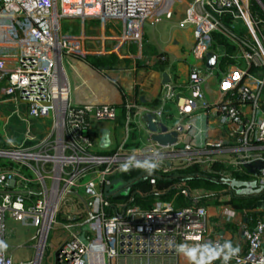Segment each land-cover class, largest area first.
Returning a JSON list of instances; mask_svg holds the SVG:
<instances>
[{
	"label": "built area",
	"instance_id": "2783aa9c",
	"mask_svg": "<svg viewBox=\"0 0 264 264\" xmlns=\"http://www.w3.org/2000/svg\"><path fill=\"white\" fill-rule=\"evenodd\" d=\"M161 2L0 0V102H22L28 116L51 117L56 128L54 137L34 141L26 136L28 138L18 145L0 148V159H3L0 160V264H41L46 233L54 222L59 201L85 178L88 179L82 184L81 198L85 207L83 222L77 223V229L69 230L53 248L49 264H125L121 261L125 252L118 250L120 234L131 236V252L135 248H145L144 253L153 254L159 248L157 253H160L169 250V243L173 242V253L195 254L193 264H264V206L259 217L248 219L253 221L250 226L238 220L235 209L227 210L225 214L224 210L220 211L221 216L218 214L215 221L208 223L205 208L195 202L172 208L168 203L155 201L147 209L126 205L120 212L108 211L110 203L99 185L107 182V177L115 173L116 168L126 169L139 159L135 156L126 158L121 147L106 155L91 152L92 140L84 132L88 117L113 121L116 109L110 104L70 103L62 60L74 58L83 62L87 57L107 55L131 57V48L136 52L141 49L143 23L158 20L155 10ZM251 2L264 17V4L260 0H190L186 4L180 25L192 28L190 54L196 63L189 65L187 80L179 90L164 83L160 97L162 104L173 102L178 115L211 109L223 126L229 143L222 147L219 140H206L204 146L216 152L236 153L235 161L239 165L264 160V98L261 96L264 18L252 13ZM224 18L228 20L226 23ZM237 19L248 36L247 42L240 40L246 47L241 53L242 65L235 60L222 68L214 63L207 69L204 55L213 50V34H223L230 42H236L231 30ZM62 20L67 26L65 31L61 29ZM104 29L110 30L112 35ZM141 59L152 64L163 61L164 57L150 54ZM252 67L260 69L262 74L258 76L250 71ZM215 72L219 74V99L208 105L202 83ZM243 105L248 106V113L241 109ZM151 114L159 118L160 110ZM187 128L184 122V129ZM182 129L176 125L173 130L180 132ZM191 154L194 152L184 144L181 149L157 155ZM207 160L201 162L202 169ZM159 170L165 173L167 168L162 166ZM91 176L97 177L98 182L92 181ZM249 180L264 193V167ZM148 182L154 183L152 174ZM75 217L69 215L66 218L75 221ZM7 219L22 224L30 219L32 226L38 225L32 259L14 261L5 253ZM225 223L238 226L243 240L238 251L225 246L221 232L211 230L215 226L223 230ZM59 225L61 227V223ZM134 236H144V239L134 240ZM156 236L160 239L156 240ZM164 236L167 240L162 239ZM122 241V248L126 249L127 240L123 238ZM157 242L159 246L155 245ZM150 248L153 252H149Z\"/></svg>",
	"mask_w": 264,
	"mask_h": 264
},
{
	"label": "crops",
	"instance_id": "0c3cea01",
	"mask_svg": "<svg viewBox=\"0 0 264 264\" xmlns=\"http://www.w3.org/2000/svg\"><path fill=\"white\" fill-rule=\"evenodd\" d=\"M189 1L162 0L155 10L156 15L159 16L158 20L156 22L147 20L142 25L143 42L139 52L131 48L133 55L128 58H116L117 64L114 67L108 68L104 66L101 69H94L86 60L83 62L74 58H65L62 60L61 69L67 86V97L70 103L74 105L110 104L116 109V116L113 121H98L92 116L88 117L84 132L92 140L91 152L106 155L111 154L117 147H121L127 155L126 158L135 156L139 159L138 163L128 166L126 169L122 167L116 168L117 171L107 177V182L115 177H120L125 180L124 176L128 174L129 168L137 170L138 177L135 180H140L143 175L145 178H149L153 171H160L159 167L162 166L170 170L194 163L198 164L201 168L200 164L206 158L209 161L207 160V165L204 169L201 168L202 170L216 172L229 179L230 171L246 174L249 179L254 176L249 174L242 164H236V153L231 151L216 152V150H209L204 146L206 140H219L222 143V147L229 143L223 126L219 124L214 114H212L211 109L196 110L188 114L178 115L173 102L166 104L160 102L162 85L164 83L172 84L176 90H179V86L183 85L187 80L189 65H192V62H189L190 48L193 43L192 28L189 25H180L183 10ZM165 13H169V15L165 16ZM227 21V19L224 20L225 23ZM109 31L108 29H104V32L110 36L112 33H109ZM231 33L239 34L234 28L231 30ZM220 35L224 38L227 47L229 46L231 50L226 51L225 47L216 43L215 37L213 36L214 44L212 53L215 57L214 63L222 68L226 63L237 60L242 65L241 53L246 47L240 43V40L247 42L248 36L246 35L245 29L242 37H237L233 34L236 37V42H230L225 35ZM150 54L162 55L164 59L163 61H156L152 64L145 63L141 58ZM125 63L127 64L126 66L124 65ZM194 63L196 62L194 61ZM250 71L258 76L262 74L261 70L257 68L252 67ZM162 73L166 74L167 80L165 82H161ZM218 78L219 74L215 72L213 76L207 77L202 83V91L208 105H213L219 99L217 88ZM68 83L72 86L71 92H69ZM81 89L83 92L80 91ZM261 96L264 98V86L261 90ZM126 105H129L128 109L125 108ZM241 109L245 113L249 111L247 105L241 106ZM155 110H160L159 118L155 119L163 123L168 130H173L176 125H180L183 128L180 132H176V140L173 145L163 147L149 140V133L145 128L144 114L146 112L153 113ZM184 122L187 123V129H184ZM102 128L108 130V145L106 147H100L98 145L100 137L99 130ZM55 133L56 128L53 126L51 117L32 118L27 115L24 103L0 102V140L4 143V147L10 144L18 145L28 137H32L34 141H38L47 136L54 137ZM16 137L17 144H14L13 138ZM184 144L188 145L194 154L188 156L176 155L172 157L157 155L168 152L171 149H181ZM262 151L264 152V150ZM87 179L81 180L79 185L72 188L71 192H69V194H74L80 204L78 207L74 206L70 208L66 214H59L58 217L63 219V221H67V223L62 222L60 227L61 233L53 236L50 251L64 238L69 230L75 231L77 229L76 224L83 222L85 207L81 199L83 193L79 192V188L82 190L81 183L87 181ZM91 180L98 182L95 176H91ZM107 182L99 185L101 190ZM127 193L105 196L110 203L108 211L120 212L127 205V201L123 200V195ZM180 194L182 195L181 199L175 193L164 202L168 203L172 208H179L195 202L205 208L208 223L215 221L217 215H220V211L224 210L225 214L227 210L235 209V215H237L238 220L250 226L253 224V221L248 219L259 217L261 215L260 209L264 206V193L257 197L252 205L247 208H242L244 209L243 211L226 203L228 197L224 192H221L217 197L207 198L202 203H199L197 198L210 194L204 189H192L188 192L181 190ZM184 196H188L189 204L185 203ZM155 201L157 199L151 202V204ZM74 210H79L81 213L80 216L83 217L77 216L75 221L67 219V216L75 215L72 212ZM211 230L221 232L226 247L238 249L243 243L238 233V226L233 223H225L223 230L217 229V226L211 228ZM262 248L264 249V238ZM124 255L125 257L121 256V261L125 264H193L192 260L195 256L192 252H160L153 254L131 252L124 253ZM48 262L50 263V257Z\"/></svg>",
	"mask_w": 264,
	"mask_h": 264
},
{
	"label": "trees",
	"instance_id": "16d2710c",
	"mask_svg": "<svg viewBox=\"0 0 264 264\" xmlns=\"http://www.w3.org/2000/svg\"><path fill=\"white\" fill-rule=\"evenodd\" d=\"M264 4V0H260ZM251 11L253 14L260 18H264L259 8L254 2H251ZM237 37H242L241 33H233ZM215 41L225 47L226 51H230L224 38L220 34H213ZM86 62L94 69H101L104 66L108 68L114 67L117 64V60L112 55L90 57L86 59ZM127 65L126 63L124 64ZM4 143L0 140V148L4 147ZM212 166V164H211ZM138 172L134 168L128 169V174L124 176L125 180L132 181L131 187L126 195H123V200L127 201V205H136L141 209H147L150 207L151 202L155 199L157 201H167L173 194L176 193L178 198H182L180 194L181 190L187 192L192 189H204L210 194L207 196L202 195L198 197L199 203H202L207 198L217 197L221 192L227 195V202L234 208H247L253 204L257 197H259L263 189L258 191H249L247 193L235 192L234 186L224 182V179H229L216 172H209L208 170H202L198 164H189L184 167L172 168L165 173L160 171H153L154 183L151 185L148 183V177L145 179L135 180ZM230 179L246 181L249 177L245 174H240L236 171H230ZM186 204H189L188 196H184Z\"/></svg>",
	"mask_w": 264,
	"mask_h": 264
},
{
	"label": "water",
	"instance_id": "95a60500",
	"mask_svg": "<svg viewBox=\"0 0 264 264\" xmlns=\"http://www.w3.org/2000/svg\"><path fill=\"white\" fill-rule=\"evenodd\" d=\"M215 61V57L214 54L212 52H207L204 55V65L207 69H210ZM167 80L166 74L162 73L161 74V82H165ZM144 122H145V128L149 133V140L153 141L156 145L159 146H169V145H173L175 140H176V132L174 130H168L167 127L161 123L158 122L155 117L150 113V112H146L144 114ZM100 133V137L98 140V145L100 147H106L108 145V140H107V135H108V130L106 128H102L99 130ZM242 166L247 170V172L251 175H256L258 173V171L260 169H262L264 167V160L261 159H257V160H253L250 162H241ZM145 176L143 175L141 177V179H144ZM138 180V179H137ZM136 180V181H137ZM224 182L229 184V186H234L235 187V192L237 193H247L249 191H252V189L254 191H258L259 189L255 187V183L252 180H246V181H241V180H234V179H224ZM131 187V181L128 180H123L120 177H115L111 180H109L107 183H105L102 187V191H103V195L104 196H108V195H114V194H124L127 193L129 188ZM125 238L127 240V242L125 243V245L127 246L126 249H123V241L122 239ZM138 238H140L141 240L144 239V236L138 237V236H134L133 239L137 240ZM119 252L120 253H130L131 249L129 248L130 245V239L131 236L129 234L127 235H119ZM149 239H153L152 237H149ZM156 240H159L160 238L158 236L155 237ZM163 240H167V237L164 236L162 237ZM170 240L173 239V237H169ZM134 245H137V242L134 243ZM143 245V243L141 244ZM152 245V243H150V246ZM156 246H159V242H157L155 244ZM164 246H166V243L163 244ZM169 250L168 249H164L162 250L163 252H170L173 253V242L169 243ZM160 249L157 248L155 250V252H159ZM133 252H141L144 253L145 252V248H141V249H137L135 248L133 250ZM149 252H153V249L150 248Z\"/></svg>",
	"mask_w": 264,
	"mask_h": 264
},
{
	"label": "rangeland",
	"instance_id": "374dc122",
	"mask_svg": "<svg viewBox=\"0 0 264 264\" xmlns=\"http://www.w3.org/2000/svg\"><path fill=\"white\" fill-rule=\"evenodd\" d=\"M64 22L65 20L61 21L62 23L61 29L63 31H65L67 28ZM234 30L241 33V35H244V28L242 26V23L238 19L234 23ZM189 57H190L189 62L190 63L192 62L191 64H193L195 61L194 58L192 57L191 54ZM87 58L90 59V57ZM67 73L69 75L68 69H67ZM71 90H72V86L70 85V92ZM80 91L83 92L82 89ZM16 139L17 137L13 138L14 144H17ZM79 182H81V180ZM81 184H84V182ZM79 192H82L81 188H79ZM79 204L80 203L76 200V197L72 195V193H70L67 196H64V198L61 201H59V204L54 214V222L51 223L46 233V241L44 243V248L42 252L41 264H49L48 261H49L50 253H52V251H50L52 238L53 236H56L59 233H61V228L59 224L62 222L67 223V221H63V219H60L58 217L59 214L61 215L66 214V212H68L70 208L74 206L78 207ZM72 212H74L73 214H75L76 217L77 216L83 217L80 216L81 213L79 210H74ZM27 222L28 223L26 224H22L20 222L18 223V222L10 221L8 219L5 221V244H6L5 253L10 254L12 260H29L34 257V246L36 244V240H37L36 235H38L37 232L39 227L38 225L32 226L30 224L31 223L30 219L27 220Z\"/></svg>",
	"mask_w": 264,
	"mask_h": 264
},
{
	"label": "bare ground",
	"instance_id": "6f19581e",
	"mask_svg": "<svg viewBox=\"0 0 264 264\" xmlns=\"http://www.w3.org/2000/svg\"><path fill=\"white\" fill-rule=\"evenodd\" d=\"M64 73H65V71H64ZM65 76H66V74H65ZM67 77V76H66ZM69 84V83H68ZM66 91H67V89H66ZM69 92H70V84H69ZM53 204V201L51 202V205ZM44 228H45V226H44Z\"/></svg>",
	"mask_w": 264,
	"mask_h": 264
},
{
	"label": "clouds",
	"instance_id": "9594fccd",
	"mask_svg": "<svg viewBox=\"0 0 264 264\" xmlns=\"http://www.w3.org/2000/svg\"><path fill=\"white\" fill-rule=\"evenodd\" d=\"M234 251H238V249L234 250Z\"/></svg>",
	"mask_w": 264,
	"mask_h": 264
}]
</instances>
